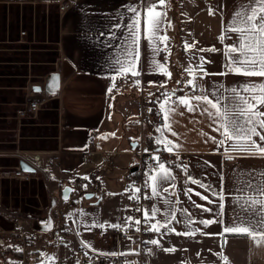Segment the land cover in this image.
Segmentation results:
<instances>
[{"label": "crops", "instance_id": "0c3cea01", "mask_svg": "<svg viewBox=\"0 0 264 264\" xmlns=\"http://www.w3.org/2000/svg\"><path fill=\"white\" fill-rule=\"evenodd\" d=\"M69 1L70 6L62 14L58 13L55 50H48L54 52L52 54L56 57L55 62L51 63L53 69L32 78L33 66H39V63H34L32 59L30 61V58L20 62L19 56L26 55L21 54L19 50L5 55L0 54V166L11 169L9 167L22 165L23 152H39L46 156L47 153L61 151L59 165L57 167L47 165L42 169L41 181L44 177L46 181L54 183L53 187L61 197L64 188L71 187L72 197L79 186L74 188L62 184L56 179L55 172L57 170L62 173L71 172L76 156L81 157L83 162L82 154L86 149L88 137H95L96 143V135H99L101 141L99 146L96 144L95 155L100 154V148L103 151L107 149L105 145L114 147L107 154L117 149L114 153L126 155L127 184L124 182L122 184L121 197L129 200L131 190L128 181L130 171L136 163L133 145L138 143L143 133L145 147L158 148L170 155L165 168L174 178L158 184L157 191L160 193L158 197L152 196V181L148 180L153 206L159 209L155 220L150 221L152 223L156 220L162 221L164 214L169 212L176 215V220L170 224L175 231L168 233L166 229H161L160 233H154V238L165 237L169 244L193 241L200 245H212L213 256L209 264H264V245L257 246L246 235L226 234L227 243L221 247L220 234L223 225L214 223L204 228L198 224L202 219L214 217L194 207V203L212 208L214 211L216 203L208 204L206 200H201L195 192L209 194L191 183V180L196 179L212 185L217 192L223 189L225 221L230 222L235 197L241 195L236 191L240 187L237 177L245 173L264 172V157L232 151L231 142L217 148L209 137L217 139L221 137L218 132L213 131L216 125L208 119L207 114H201L200 108L205 105L200 104L196 112H189L178 103L181 98L207 94L213 102L216 101V97H221V107L232 109L235 104L231 99L232 87L242 82L264 83V77L228 72L227 65L230 61L225 52L238 37L236 33H228V38L223 41L220 39L226 35L224 27L231 22L234 11L239 10L242 4H250L251 0H165L164 5H159L158 2L157 10L166 16L161 32L166 39L152 46L144 39L143 15L146 3H153L156 0ZM3 3L10 4L11 9L13 6L20 8L26 2ZM130 7H135L142 15L140 58L137 63L142 75L139 77L132 76L130 72L126 76H120L113 71L114 62L124 57L128 38L127 24L134 15L129 10ZM19 24H24V17H19ZM32 28L35 29L34 25ZM24 38L18 34L19 40L24 41ZM17 44H22V41ZM154 47L159 51L154 52L152 50ZM213 49L215 51H212ZM201 57L202 69L197 67L201 63ZM153 59L157 63H162L170 75H165L163 69L151 72L149 61ZM55 63L61 67L60 78L53 75L58 74L55 72ZM204 72L209 75H204ZM65 73L68 74L66 78ZM112 76L116 77L115 87L109 93L108 89L113 84L110 79ZM45 77L49 94H53L52 96L57 94V98L49 101L44 107L46 109L41 110L37 118L19 121L18 115L29 99L26 89L28 82H41ZM33 79L37 81H32ZM189 81H194L195 90ZM142 100L156 106H160L165 100L168 101L166 106L174 109L171 130H166L164 125L159 126L154 122L141 128ZM261 110H264V107ZM119 119L124 136L116 138L112 124ZM173 132L176 135H173ZM165 141L174 145L171 151L167 149ZM157 175L159 168L150 177ZM258 179L259 177L254 176L253 183H257ZM85 187L82 189L86 193ZM165 188L168 191L165 192ZM189 188L193 189L191 198L185 194ZM39 194L41 203L44 204L45 198L42 196L44 194L47 197L46 193L40 190ZM88 195L91 194L88 192ZM165 199L175 203L165 204ZM209 199L216 200L210 195ZM2 201V208L8 210L12 207L13 198L6 200L3 197ZM20 209L22 210L23 206ZM129 217L130 214L126 220L129 221ZM189 217L195 221L189 226L199 228V231L191 235L175 234L186 231L185 223H188ZM12 226L5 227L10 229ZM47 244L50 246L51 242ZM155 253L157 249L154 246L151 255ZM203 260L207 261L206 258Z\"/></svg>", "mask_w": 264, "mask_h": 264}, {"label": "rangeland", "instance_id": "374dc122", "mask_svg": "<svg viewBox=\"0 0 264 264\" xmlns=\"http://www.w3.org/2000/svg\"><path fill=\"white\" fill-rule=\"evenodd\" d=\"M33 1L29 3L26 1V5L20 8L13 6L11 9L10 4L0 3V54L5 55L19 50L21 54L26 55L25 57L19 56L20 62L30 58V61L32 59L34 63H39V66H33L32 78L43 75L54 68L51 63L55 62L56 57L52 54L54 52L48 50H55V31L59 13L58 6L50 4L51 0ZM20 16L24 17V24H19ZM33 25L35 29L32 28ZM23 29L29 34L24 41L18 39V34L21 35ZM16 41H22V44H17ZM5 59L8 58L5 57ZM32 81H37V79ZM112 125L116 138L124 136L121 119L113 122ZM100 141L99 135H96L97 146ZM105 148L107 149L104 151L100 148V154L93 156L90 163L85 164L81 161V157L76 156L71 172L62 173L58 170L55 172L56 179L64 185L74 188L78 183L82 184L83 188L87 185L85 194L80 195L75 192L69 201H64L60 193H56L54 183L46 181L44 177L43 181L31 184L0 180L2 198L6 200L13 198L12 207L8 210L1 206L0 222L2 221L6 227L14 225L25 230L34 242L31 250L38 252L41 256L40 264H57L58 256L61 258V264H75L80 250L94 254L114 253L118 249L121 252L131 250L133 240L118 243L117 238L112 237L108 242L101 235L103 229H111L117 224L120 226L127 224L129 221L126 219L130 214L128 199L121 197L122 184L123 182L127 184L126 155L114 153L117 149L107 154L114 147L105 145ZM4 168L7 167L0 166V169ZM40 190L47 196L45 197L44 194L42 196L43 199L45 198L44 204L41 203ZM88 192L92 195L91 198H87ZM37 195L39 199L36 198ZM53 201L55 204L51 207ZM21 206H23L22 210H20ZM40 208L42 211L39 210ZM49 216L53 218L56 225L61 221L68 224L70 243L60 250L48 246L47 243L53 241L52 233L42 230L39 225L41 220ZM154 239L159 241V246L154 245L157 253L148 255V264H209L211 262L212 245H200L193 241L169 244L170 242L162 236ZM165 249L175 250L168 252ZM204 258L207 259L206 262ZM19 261L17 254L8 253L0 248V264H19ZM31 263L34 264L33 259Z\"/></svg>", "mask_w": 264, "mask_h": 264}, {"label": "snow or ice", "instance_id": "6c2138e0", "mask_svg": "<svg viewBox=\"0 0 264 264\" xmlns=\"http://www.w3.org/2000/svg\"><path fill=\"white\" fill-rule=\"evenodd\" d=\"M164 4L165 0H159V5ZM157 7L155 2L146 3L143 15L144 39L147 40L150 46L166 39L161 35L166 16L158 11ZM129 10L134 15L130 23L127 24L128 38L124 50V57L114 62L115 67L113 71L120 76H126L130 72L132 76L139 77L142 75V71L137 68V63L140 58L142 15L135 7H130ZM210 14H212L211 10ZM224 32L226 35L220 37L222 41L228 38V33H236L238 37L237 41H234L232 46L228 47L225 52L226 57L230 61L227 65V71L244 76L264 77V0H251L250 4L240 5L239 10L234 11L231 22L224 27ZM152 50L154 52L159 51L156 47ZM212 51H215V49ZM149 64L151 72L154 73L163 69L165 75H170L164 69L162 63H157L153 59L149 61ZM197 67L203 68L202 57L201 63ZM189 72L191 74L192 70L190 69ZM204 75L209 74L204 72ZM110 79L113 81V84L108 89L109 93L115 87L114 81L116 77L112 76ZM189 83L195 90L194 81H189ZM36 91H39V89H36ZM230 92L232 93L231 99L235 101L232 109L221 107V97H216V101L213 102L207 94L181 98L178 103L189 112H196L200 104L205 105L203 108H200L201 114H207L208 119L216 125L213 131L218 132L221 137L220 139L209 137L217 148L224 147L226 142H231L230 148L232 151L264 157V110H261L264 107V83L249 84L242 82L232 87ZM192 101L196 103L193 104ZM167 104L168 101L165 100L160 105V109L163 113L164 129L171 130V117L174 114V109L167 107ZM172 134L176 135L175 132ZM157 143H160V141H157ZM165 144L169 151L174 147L171 142L165 141ZM225 152H228L227 148ZM158 167L159 175L149 178L152 181L151 192L154 197L160 195L157 191L159 183L174 179L163 163H159ZM254 176L259 177L257 183H253ZM191 183L216 198V200L209 199V195H203L197 191L195 195L199 196L201 200H206L208 204L216 203V209L214 211L212 208L204 207L196 203H194V207L214 217L213 219L200 220L198 222L199 225H202L204 228L214 223L223 225L222 234H220L222 240L221 247H224L227 243L226 234L246 235L257 246L264 245V172L255 174L245 173L237 177V183L240 187L236 191L241 193V195L235 197L234 205L231 208L232 217L230 222L225 221L226 205L223 189L217 192L213 189L212 185L205 184L196 179L191 180ZM136 191L139 192L140 189H136ZM164 191L166 192L168 189L165 188ZM192 193L193 189L189 188L185 194L191 198ZM164 203L171 205L175 202L165 199ZM149 211L151 215H149ZM149 211L144 212L145 219L155 220L156 213L159 209L153 206ZM184 211L186 212L187 210ZM175 220L176 215L174 212L166 213L162 221L156 220L155 223H151L149 230L154 233H160L161 229H166L168 233H172L175 230L170 224ZM135 223L140 224L141 221L136 220ZM191 223H195V221H192L191 217H189L188 223H185L186 231L175 234L191 235L199 231V228H191L189 226ZM114 227L119 229L120 225L117 224ZM149 243L159 246V241L156 239L150 240ZM174 250L165 249L168 252Z\"/></svg>", "mask_w": 264, "mask_h": 264}, {"label": "built area", "instance_id": "2783aa9c", "mask_svg": "<svg viewBox=\"0 0 264 264\" xmlns=\"http://www.w3.org/2000/svg\"><path fill=\"white\" fill-rule=\"evenodd\" d=\"M159 0H156L157 4ZM50 4H55L59 8V13L62 14L71 4L69 0H51ZM22 37L27 36V32H21ZM58 74H61V67L58 63L54 64ZM40 89L35 91V89ZM29 99L24 103L23 109L18 115V120H30L38 117V113L41 110H45V105L57 98V94H49L47 77L44 81L28 82ZM31 97H40L41 101L30 100ZM156 123L159 126L164 125L163 113L160 106L147 103L142 100V111L140 115V126L143 129L145 125L149 123ZM144 134L141 133L138 140V147L133 151L136 157V163L134 168L130 171L129 176V189L131 190L128 204L130 207V219L129 222L119 229L112 227L111 229H103L101 235L106 241H110L112 237H116L118 243L126 240H133L134 243L131 246L129 252H121L119 249L114 253H87L80 250L75 264H148V255H151L152 244L150 240L154 239V232L149 230V225L152 223L150 220H146L144 212L153 206V199L149 193L148 180L150 175L156 171L159 167V163L164 165L169 163L170 155L165 151L154 148L148 149L145 147ZM97 154V147L95 143V137L89 136L86 143V149L83 152V163L90 162L93 155ZM61 151H53L47 153L46 156L39 152H23L22 164L28 167V170L23 169L22 165H19L13 169L4 168L0 171V180H13L21 184H31L41 181V170L47 165L50 167H57L60 163ZM158 158V159H154ZM136 189H140L139 192ZM36 198L39 199L37 195ZM2 195H0V209L3 204ZM21 210V209H20ZM42 211V209H39ZM140 220V224H136L135 221ZM53 241L50 246H53L60 250L62 247L69 245V229L68 224L64 221L59 222L57 225L54 222L51 230ZM15 242L20 253L19 264H32L31 259L34 260V264H40V254L31 250L34 242L25 233L23 228H17L12 226L11 229H7L0 222V248L6 249L9 244ZM57 264H61V258L58 256Z\"/></svg>", "mask_w": 264, "mask_h": 264}, {"label": "water", "instance_id": "95a60500", "mask_svg": "<svg viewBox=\"0 0 264 264\" xmlns=\"http://www.w3.org/2000/svg\"><path fill=\"white\" fill-rule=\"evenodd\" d=\"M26 1L32 2L33 0H0V2H26ZM53 75L56 76L57 78H60L59 74H53ZM67 76H68V74L65 73L64 77L66 78ZM36 89H38V88H36ZM36 89H35V91H36ZM30 100L40 101L41 98L40 97H31ZM137 147H138V143H135L133 145V149L135 150ZM22 167H23V169L28 170V167L26 165L22 164ZM71 194H72V188L71 187H65L64 190L62 191V199L64 201H69L70 197H71ZM91 197H92V195H87V198H91ZM54 204H55V202L53 201L51 207L54 206ZM39 225L42 226L41 227L42 230H44L46 232H49L53 228L54 220H53L52 217H48L47 219L41 220Z\"/></svg>", "mask_w": 264, "mask_h": 264}, {"label": "trees", "instance_id": "16d2710c", "mask_svg": "<svg viewBox=\"0 0 264 264\" xmlns=\"http://www.w3.org/2000/svg\"><path fill=\"white\" fill-rule=\"evenodd\" d=\"M77 185L79 186V187L76 189L77 192H78L80 195H81V194H85V191H83V189H82V184L78 183ZM3 250H6L8 253L11 252V253H13V254H17L18 257L20 256V253H19V251H18V248H17L15 242H12L11 244H9V245L7 246L6 249H3Z\"/></svg>", "mask_w": 264, "mask_h": 264}, {"label": "flooded vegetation", "instance_id": "af4514ba", "mask_svg": "<svg viewBox=\"0 0 264 264\" xmlns=\"http://www.w3.org/2000/svg\"><path fill=\"white\" fill-rule=\"evenodd\" d=\"M49 217H50V216H49ZM45 224H46V223H45ZM45 224H44V225H45ZM44 225H43V226H44ZM40 226H41V225H40ZM41 227H42V226H41Z\"/></svg>", "mask_w": 264, "mask_h": 264}]
</instances>
